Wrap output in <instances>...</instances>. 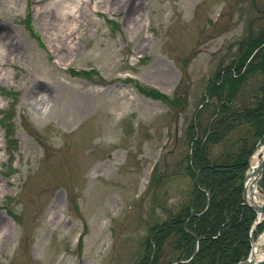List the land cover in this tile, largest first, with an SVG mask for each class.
<instances>
[{"label":"rangeland","instance_id":"obj_1","mask_svg":"<svg viewBox=\"0 0 264 264\" xmlns=\"http://www.w3.org/2000/svg\"><path fill=\"white\" fill-rule=\"evenodd\" d=\"M262 102L264 0H0V264H142L192 197L196 143L252 156L264 119L237 114Z\"/></svg>","mask_w":264,"mask_h":264},{"label":"trees","instance_id":"obj_2","mask_svg":"<svg viewBox=\"0 0 264 264\" xmlns=\"http://www.w3.org/2000/svg\"><path fill=\"white\" fill-rule=\"evenodd\" d=\"M256 54L258 55V52ZM235 70V79L240 78L238 65ZM232 76L227 74L226 79L236 81L232 79ZM233 89L232 86L229 87V92L232 91L230 96L235 91ZM226 101L229 100L226 99ZM219 112L224 116L226 111L220 109ZM238 116L240 118L244 116V120L248 122L252 118L263 120L264 102L257 109V113L251 115L242 113L237 114ZM213 123L214 133L219 129L231 130V126L224 125L220 116L215 117ZM262 124L264 128V123ZM223 132L221 131L220 134ZM220 134L215 137V140L219 139ZM211 135V137L207 136L208 140L214 134ZM8 137L10 142L13 135L9 134ZM207 151V147L196 143L193 153L195 162L193 161L187 167L189 175L194 179L192 197L190 201L179 204L173 217L170 215L167 220L157 223L151 229L152 239L146 241L142 264H159L156 263L157 253L168 237H173V239L176 237L177 242L175 241L173 245L176 249L181 242L185 244L183 253L173 257L168 261L169 263L188 259L193 255L196 238H199L198 250L193 258L187 263L177 264H235L238 260L246 258L249 244L248 232L255 214L249 207L241 204V191L243 174L247 169V160L251 151L244 148L238 153L228 152L223 161L210 159L209 156H206ZM7 152L11 158L12 152ZM197 152H200L201 155L199 156ZM206 193L210 196L208 208H206Z\"/></svg>","mask_w":264,"mask_h":264},{"label":"bare ground","instance_id":"obj_3","mask_svg":"<svg viewBox=\"0 0 264 264\" xmlns=\"http://www.w3.org/2000/svg\"><path fill=\"white\" fill-rule=\"evenodd\" d=\"M73 8L69 11V14H73V10L78 8L76 3H73ZM75 16V15H73ZM43 98H41L42 100ZM79 105L82 111L88 108L89 97L85 96L79 100ZM264 157V143L260 145L252 154L249 163H247L246 178L244 180V187L246 190L245 201L255 207V220L254 224L261 223L263 225V230L254 234L250 241V250L247 258L241 261L240 264H260L264 262V217L261 214L260 208L264 205V198L259 196V186L258 183L262 180L264 176L263 166L261 164ZM258 223V225H259ZM195 251V250H194Z\"/></svg>","mask_w":264,"mask_h":264},{"label":"water","instance_id":"obj_4","mask_svg":"<svg viewBox=\"0 0 264 264\" xmlns=\"http://www.w3.org/2000/svg\"><path fill=\"white\" fill-rule=\"evenodd\" d=\"M261 164H262V166L264 167V157H263V159H262ZM263 171H264V168H263ZM245 178H246V175H245L244 178H243V185H242V201H243L244 205L248 206L250 209H252L253 211H255V210H256L255 207H254L253 205L248 204V203L245 201V195H246V190H245V187H244V180H245ZM209 200H210V197L208 196V203H207V206L209 205ZM260 210H261V214H262L263 217H264V205H263V207L260 208ZM258 223H259V222L257 221V223H255V224L253 225L252 229H253V228L255 227V225H257ZM195 252H196V250L194 251V253H195ZM240 263H241V262H240ZM240 263H238V264H240ZM260 264H264V262H263V263H260Z\"/></svg>","mask_w":264,"mask_h":264}]
</instances>
